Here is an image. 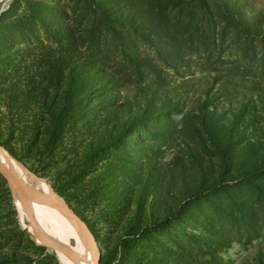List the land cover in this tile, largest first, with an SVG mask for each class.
<instances>
[{
    "label": "rangeland",
    "instance_id": "374dc122",
    "mask_svg": "<svg viewBox=\"0 0 264 264\" xmlns=\"http://www.w3.org/2000/svg\"><path fill=\"white\" fill-rule=\"evenodd\" d=\"M0 124L100 264H264V0H0ZM30 225L0 173V249L61 264Z\"/></svg>",
    "mask_w": 264,
    "mask_h": 264
},
{
    "label": "bare ground",
    "instance_id": "6f19581e",
    "mask_svg": "<svg viewBox=\"0 0 264 264\" xmlns=\"http://www.w3.org/2000/svg\"><path fill=\"white\" fill-rule=\"evenodd\" d=\"M0 162L22 178L30 181L41 191H43L52 202L58 217L64 221L71 229L79 233L86 245L85 249L78 243L70 245L59 233L70 237L56 217L46 208L41 206L36 199L24 188L11 180L9 185L14 195L16 207L21 218L27 217L31 223L30 229L34 234L49 244H58L70 250L73 254L69 255L60 250H56L61 264H96L95 247L86 229L68 212L64 203L50 189V187L36 175L28 171L19 161L13 159L10 154L0 146ZM31 174H29L28 172ZM47 223L51 226L49 228ZM71 238V237H70Z\"/></svg>",
    "mask_w": 264,
    "mask_h": 264
},
{
    "label": "trees",
    "instance_id": "16d2710c",
    "mask_svg": "<svg viewBox=\"0 0 264 264\" xmlns=\"http://www.w3.org/2000/svg\"><path fill=\"white\" fill-rule=\"evenodd\" d=\"M52 118H57L58 120L60 119L57 116H50ZM244 124V123H243ZM2 125L0 124V129H1ZM45 127V131H48V126L47 124L43 126V128ZM9 132L12 134L13 132H11L12 130L9 129ZM43 130V129H42ZM239 132H236L234 130L231 129V126L228 127L225 131L223 132H219V135H221L220 137H216L213 136L214 138V145L217 148V153L220 156V159L222 162H226V160L228 159V155H229V149L232 147V145L234 144L233 139H236L238 137V139H240V137H242L244 139V141L246 142V136L247 135V130L244 128L243 130H238ZM1 133V132H0ZM242 136H241V135ZM240 135V136H239ZM3 135L0 134V146L3 147L6 151H8L11 156L16 158V154L14 152V149L12 146H10V144H7L4 140H2ZM224 139V140H222ZM244 150V149H243ZM242 150V151H243ZM247 150V149H246ZM246 153V152H244ZM20 160V159H19ZM11 209H12V213H11V219H12V223H14L15 226H17V223L14 219V210H13V206L10 204ZM20 235H27L30 238V235L27 234L25 231H21ZM4 237L3 236V232H0V238ZM32 244L34 245V243L32 242ZM37 249L44 251V249L40 246H37ZM17 251L15 249H7L4 250L3 248L0 249V264H29L28 259L29 256L26 254L23 255H19L16 254Z\"/></svg>",
    "mask_w": 264,
    "mask_h": 264
},
{
    "label": "water",
    "instance_id": "95a60500",
    "mask_svg": "<svg viewBox=\"0 0 264 264\" xmlns=\"http://www.w3.org/2000/svg\"><path fill=\"white\" fill-rule=\"evenodd\" d=\"M0 173L3 174L8 180L13 181L17 185L21 186L25 190H27L35 199L36 201L46 208L49 212H51L58 222L63 226V228L67 231V233L70 235L71 239L78 243L81 247L85 249L86 245L84 243L83 237L71 229L67 224L64 223V221H61V219L58 217V214L56 213L54 206L48 196L41 191L38 187H36L34 184H32L30 181L22 178L20 175H18L16 172H14L12 169L7 167L6 165L2 164L0 162ZM57 196V195H56ZM58 197V196H57ZM59 198V197H58ZM46 246L50 247L53 250H60L66 254L72 255L73 253L68 250L67 248H64L58 244H45ZM95 256H96V264H100V253L98 249L95 250Z\"/></svg>",
    "mask_w": 264,
    "mask_h": 264
}]
</instances>
